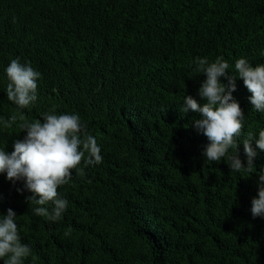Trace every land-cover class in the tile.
Here are the masks:
<instances>
[{
    "label": "trees",
    "instance_id": "trees-1",
    "mask_svg": "<svg viewBox=\"0 0 264 264\" xmlns=\"http://www.w3.org/2000/svg\"><path fill=\"white\" fill-rule=\"evenodd\" d=\"M197 57H223L228 75L239 58L264 63V0H0V120L17 112L5 69L19 58L40 73L26 119L53 105L78 114L102 156L58 188L68 205L57 222L0 173V213L13 209L31 248L23 264H264V216L251 214L264 151L252 141V172L206 160L201 114L183 113L186 95L206 103L205 74L190 76ZM236 86L246 165L243 139L264 130V112L238 76ZM25 135L0 124V148Z\"/></svg>",
    "mask_w": 264,
    "mask_h": 264
},
{
    "label": "clouds",
    "instance_id": "clouds-1",
    "mask_svg": "<svg viewBox=\"0 0 264 264\" xmlns=\"http://www.w3.org/2000/svg\"><path fill=\"white\" fill-rule=\"evenodd\" d=\"M229 68L223 57H217L211 63L207 57H197L190 76L205 74L206 79L198 94L206 103L201 106L191 95H186L183 113L192 110L201 114L193 126L210 141L203 152L207 161L219 162L227 157L231 171L252 172L256 148L264 151V130L259 131L258 137L248 132L243 139L247 157L245 165L238 155L235 139L242 135L245 114L233 92L236 91L238 76L251 93L249 100L253 108L264 112V63L253 66L247 59L239 58L235 61L234 75H228ZM5 72L9 81L7 99L16 106L17 112L0 120V124L5 129L18 124L20 132L25 131L26 135L14 141V150L10 154L0 148V173H6V178L13 184L23 182V189L18 188L17 191L31 193L25 199L29 204L38 205L33 208L34 215L57 222L68 205L58 188L70 181L73 170L78 169V174H83L82 162L85 166L101 163V149L78 114H56V106L53 105L42 113V119H26L21 110L30 108L37 101L40 73L29 63H21L19 58L12 59ZM221 77H226L228 83H223ZM253 140L256 148L252 146ZM231 148H235L233 155L228 154ZM251 214L253 217L264 216V170L258 173V195L251 200ZM16 217L11 208L6 215L0 213V260L3 264H23L31 255L30 246L21 241ZM64 235L69 236L70 231Z\"/></svg>",
    "mask_w": 264,
    "mask_h": 264
}]
</instances>
